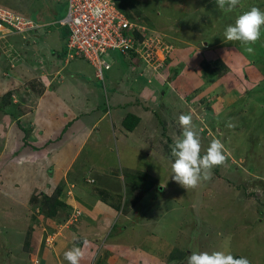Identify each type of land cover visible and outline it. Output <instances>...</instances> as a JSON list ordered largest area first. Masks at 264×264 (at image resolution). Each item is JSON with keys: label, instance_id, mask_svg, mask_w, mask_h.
Segmentation results:
<instances>
[{"label": "rangeland", "instance_id": "obj_1", "mask_svg": "<svg viewBox=\"0 0 264 264\" xmlns=\"http://www.w3.org/2000/svg\"><path fill=\"white\" fill-rule=\"evenodd\" d=\"M115 3L130 20L160 36L170 49L163 52L162 60L160 54L153 53L148 61L108 50L105 57L111 65L102 81L79 58L70 60L61 72L65 77H70L65 73L67 70L71 75L75 73L78 76L71 78L92 88L89 92L70 80L72 87L63 91H68L65 104L82 109L83 113L93 109L83 116L86 121L103 115L97 124L100 137L93 129L73 164L77 168L83 157L89 159L95 167L86 171L94 182L80 183L92 190L95 187L96 198L100 194L97 188L106 185L109 194L105 199L111 203L119 201L120 208L123 202L126 207L136 201L126 214L127 220L121 215L123 221L105 232L109 237L125 240L129 248L134 246L135 254L130 255L141 259L143 264H152L153 257L163 262L160 264H187L192 252L202 251H224L246 257L250 264H264V27L260 39L250 45L252 53L245 51L240 42L223 41L226 26L253 6L264 10V0H241L232 12L218 9L214 0H115ZM0 7L44 24L36 34H26L25 37L33 38L29 47L20 41L19 35L7 36L6 42L0 40V65L17 63L27 55L34 60V71L42 65L47 72V64L52 62L55 52L49 47L52 43L65 59L66 30L56 23L65 14V0H0ZM216 58L223 66L219 70ZM208 61L209 70L203 71ZM74 67L80 74L73 71ZM215 70L218 74L214 75ZM15 73L17 79L0 76V104L4 103L1 96L6 92L10 93L9 102L12 98L17 102H7L10 114L16 106L20 113L30 111L29 107L34 106L30 96L41 94L48 84L46 73L38 78H30L26 71ZM58 80L53 79L52 89L60 84ZM107 108L109 113H105ZM131 112L139 113L141 122L127 134L122 129L126 137H116L119 118ZM182 114L192 115L202 154L212 139H220L226 155L225 164L212 169L210 180L187 191L170 175L174 162L171 149L183 132L178 121ZM229 121L235 127L228 128ZM4 150L8 153V149ZM4 150L0 148V156L5 154ZM28 181L15 183L9 179L4 186L0 179V264L4 261L16 264L11 262L16 259L22 264L23 258L27 264H39L22 247L21 253L16 249L24 241L23 233L29 234L30 220H37L35 215L41 216L28 203L40 201L42 193L37 189H29L26 197L21 193ZM39 182L43 188L45 178L40 177ZM133 185L142 191L135 199ZM18 186L21 191L15 190ZM6 191H14L16 196ZM9 207H15V212ZM63 228L57 230L56 237ZM74 245L82 248L77 241Z\"/></svg>", "mask_w": 264, "mask_h": 264}, {"label": "crops", "instance_id": "obj_2", "mask_svg": "<svg viewBox=\"0 0 264 264\" xmlns=\"http://www.w3.org/2000/svg\"><path fill=\"white\" fill-rule=\"evenodd\" d=\"M37 32H34V34ZM32 40V37H27L23 44L29 47ZM1 41L6 42V38ZM49 47L55 52L53 58L50 59L52 62L46 63L48 73L45 72V66L42 65L34 71V60H32L30 55L28 58L27 55H25V58L17 63L13 61L12 67L8 65L10 63L3 62V64L1 62V77H13L17 79L18 75H16L15 71L18 73L26 71L30 78L43 77L46 73L48 84L41 94L38 93L37 95L30 96L34 104V106L29 107L30 111L20 113L19 109H17L18 106H16L15 111H12V114H10V109H8L6 105L0 107V114L3 117L0 119V148H3V150L4 148L8 149V153L4 150L5 154L3 153L4 155L0 156V160L3 159V162L0 163V179L3 180L4 186H6V184H4L5 181L9 179H14L16 181L15 183H18L20 180L29 179L30 181L23 186V190L21 186L16 188H20V191L22 190L21 193L24 197H26L25 194L29 189H37L39 192L50 194L57 184L61 185L63 191L62 199L69 207L68 212L71 211L72 208H79L81 212L74 224L69 227L65 226V228L62 226L60 227L63 228L62 230L60 229L62 234L56 237L54 245L50 248H46L42 243V228L44 227V230L47 228L48 230L46 231L55 230L62 223L61 221L65 218L66 213L60 210L54 218H46L42 215L36 217L37 215H35L37 220H30L32 229L28 234L27 245L25 246L21 240V244H19L16 249L20 253L23 250L28 252L30 256L37 258L39 264H68L63 254L65 251L71 249L73 243L77 241L84 252L80 264H133L134 262L143 264L141 259L137 260L134 256L130 255L135 254L133 253L136 251L134 246L129 248L125 240L117 237H109V234L105 232L113 227L116 222L123 221L119 218L121 215H123V219L125 217V220H127L126 214L131 210L136 201L133 203L130 202V205L128 204L126 207L125 202H123L122 208H120L119 201L111 203L110 200L105 199V196L109 194V190L105 189L107 188L106 185L103 184L104 187L97 188L100 194L99 197L96 198L94 195V193L97 192L94 190L96 189L95 187L92 190L80 183L81 181L85 183L94 182L86 171V169L92 171L95 167L93 163L88 161L89 159L83 157L77 168H75L73 164L81 152L83 144L90 139L93 129H96L98 133L97 138L100 137L97 124L102 119L103 115L87 118L86 121L83 116L92 113L93 109L89 110L88 108L83 113L82 109H74L65 104L68 98L66 96L68 91L66 93L63 91L72 87V85L69 84L71 83L70 80L89 92H91L90 89L92 88L86 87L85 83L81 80L71 78V76L78 75H75V73L71 75L69 70L65 71V73L70 77L62 76L61 72L65 69L66 65L69 64V61L76 58L69 60L62 59V51L59 50V47H56V44L52 43ZM38 63L41 64L42 62L39 61ZM73 71L80 74V70L77 67H74ZM138 73L140 74V72ZM56 74L59 75L56 76ZM55 78H59L58 81L60 84L52 89L50 84ZM68 84L69 86H67ZM12 103L14 104L17 102L12 98ZM109 111L110 108L105 109V113H109ZM133 114L139 117L138 123H140V114ZM10 116H14L15 119H10ZM121 118H119V121ZM122 129L124 128L119 122L117 132L114 131L117 134L116 137L118 135L126 137V132H130L124 129V133H126L124 134ZM102 174L104 175V173ZM40 177L45 178V186H43V188L40 186ZM88 179L91 181H87ZM0 186H2L1 183ZM25 190L27 191L24 192ZM67 190L71 192L69 196L65 194ZM14 201V199L13 201L11 200V202ZM7 207L8 206H6V208ZM9 208H11L9 210H12V212L16 210L15 207ZM43 222H45L48 227H45ZM22 227L24 228L23 225ZM116 232H118V230H116ZM103 233L104 235L102 237ZM23 234L25 235V233ZM22 238L23 237H21V239ZM106 239L108 240L107 244L105 243ZM144 254L150 255L148 253ZM18 260L19 259L12 260L11 262L20 264ZM23 260L22 264H27V259L25 260L23 258ZM152 260L153 263L156 264L162 262L161 260H156L154 257ZM7 263L8 261H4L2 264Z\"/></svg>", "mask_w": 264, "mask_h": 264}, {"label": "built area", "instance_id": "obj_3", "mask_svg": "<svg viewBox=\"0 0 264 264\" xmlns=\"http://www.w3.org/2000/svg\"><path fill=\"white\" fill-rule=\"evenodd\" d=\"M65 5V14L56 21L66 30L65 59L83 58L92 66L93 76L97 80L102 81L104 71L109 68L105 57L108 50L121 55L133 53V58L148 61L149 54L153 53L160 54L162 60L163 52L170 49L160 36L130 20L116 6L115 0H65ZM96 9L101 10L99 14ZM42 27L44 24L37 20L0 7V40L9 35H20L24 38L27 33ZM135 33L141 34L142 38H137ZM70 193V190L66 191L67 195ZM80 212L79 208H73L55 230L46 231L43 227V245L46 248L52 247L57 230L61 226L72 224Z\"/></svg>", "mask_w": 264, "mask_h": 264}, {"label": "clouds", "instance_id": "obj_4", "mask_svg": "<svg viewBox=\"0 0 264 264\" xmlns=\"http://www.w3.org/2000/svg\"><path fill=\"white\" fill-rule=\"evenodd\" d=\"M240 3L241 0H214L215 6L224 12L234 11ZM95 11L99 14L101 10L96 9ZM262 27H264V10L253 6L239 14L233 24L226 26L223 41L225 43L240 42L245 46V51L252 53L254 49L250 45H254L260 39ZM40 29L32 32H37ZM20 38L23 41L27 39V37L22 38L21 36ZM8 65L12 67L13 63L10 62ZM110 65L109 62V68ZM178 121L183 132L182 137L174 142L171 149L174 162L171 164L170 175L173 181L187 191L196 189L202 182L210 180L212 169L225 164L226 155L224 144L220 139H212L206 151L203 154L201 153L200 137L194 129L191 114L180 115ZM226 126L233 128L235 124L229 121ZM63 255L68 264H80L84 252L80 247L74 245L71 249L65 251ZM187 264H250V261L246 257H234L231 253H225L224 251H213L211 253L202 251L192 252L187 257Z\"/></svg>", "mask_w": 264, "mask_h": 264}, {"label": "trees", "instance_id": "obj_5", "mask_svg": "<svg viewBox=\"0 0 264 264\" xmlns=\"http://www.w3.org/2000/svg\"><path fill=\"white\" fill-rule=\"evenodd\" d=\"M135 34H136V37L137 38H139V39L142 38L141 34H139V33H135ZM65 36H66V34H65ZM129 54H130V55H128L129 57H132L134 55L133 53H129ZM75 58H78V57H75ZM79 59H82L83 60V58H81V57H79ZM214 61H215V64H216L218 70L220 69V67L223 68V66L221 65V62H220V59L219 58H216ZM217 62L220 63V65H218ZM210 64H211L210 61L206 62L205 63V66L202 68L203 71H208L209 70L208 67H210ZM91 68H92V66H91ZM172 72L173 73H176L177 72V69L176 68H173L172 69ZM215 74H218L217 73V70H215L214 75ZM9 96H10V93H8V92H6L5 94H3L1 96L2 101L4 103L3 104H0V107H4L5 105L6 106L8 105L7 102H9V98H8ZM9 103H12V99H10V102ZM138 121H139V117L138 116H136L133 113H126L121 118L120 124H121V126L125 130L131 131L136 126V124L138 123ZM0 187L2 188V186H0ZM15 190H17V189H15ZM131 190H133L134 193H135V195L133 196L134 199L136 197H138L140 194H142V191L139 189V186L138 185L131 186ZM6 192L8 194H10V195L12 194L13 196H16V194H15L14 191H11L10 193L8 191H6ZM40 193H42V192H40ZM40 195H41L40 201L33 202V203H31V201H30V203L27 202L29 204V207H32L31 209H33V208L34 209H37V213L39 212L43 217H46V218H54V217H56L57 212L60 211V210L65 211V213H66L65 217L68 216V214L70 213V211L68 212L69 207H68V205L62 199L63 198L62 197L63 191H62L61 185H58L57 184L50 194L42 193ZM28 228L29 229H27V231L30 233V231L32 229V227H31L30 224L28 225ZM27 240H28V235H27V232H25L24 241H23V243H24L25 246L27 245V242H26ZM234 257H240V256L239 255H234Z\"/></svg>", "mask_w": 264, "mask_h": 264}]
</instances>
